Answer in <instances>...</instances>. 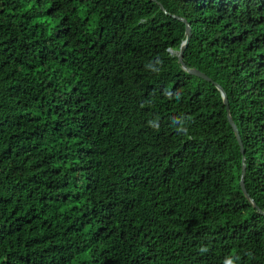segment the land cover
Listing matches in <instances>:
<instances>
[{
    "label": "trees",
    "instance_id": "16d2710c",
    "mask_svg": "<svg viewBox=\"0 0 264 264\" xmlns=\"http://www.w3.org/2000/svg\"><path fill=\"white\" fill-rule=\"evenodd\" d=\"M242 157L264 211V0H0V264H264Z\"/></svg>",
    "mask_w": 264,
    "mask_h": 264
},
{
    "label": "water",
    "instance_id": "95a60500",
    "mask_svg": "<svg viewBox=\"0 0 264 264\" xmlns=\"http://www.w3.org/2000/svg\"><path fill=\"white\" fill-rule=\"evenodd\" d=\"M154 1V0H151ZM158 7L160 10H162L164 12V10L162 9L161 5L159 3H157ZM166 13V12H165ZM173 18H176L177 20L181 21L184 24V31H183V39L180 41L178 49L174 52L175 54V58H176V62L179 64L180 68L182 70H184L186 73H188V75L194 76L196 78H199L207 83H211V85L216 88L221 96L222 102L225 106V110H226V116L227 119L232 127V130L236 136V139L238 141V144L240 146V150L243 151V147H242V141L237 129V126L235 125V123L233 122L230 112H229V107H228V101L226 99V95L223 91V89L216 83H213L210 81V79H208L204 73L200 72L199 70L193 68V67H187L183 64L182 62V52L189 40V36H190V30H189V26L188 24L185 22V20L183 18L180 17H175L172 16ZM244 170H245V160L244 157H242L241 160V171H240V178H239V186L240 189L242 191V193L244 194L245 198L250 202V204L260 213V214H264V211L260 210L259 207L254 203V201L250 198L249 194L247 193L245 186H244Z\"/></svg>",
    "mask_w": 264,
    "mask_h": 264
}]
</instances>
